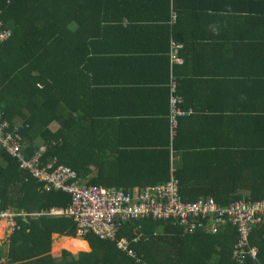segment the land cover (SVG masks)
Listing matches in <instances>:
<instances>
[{
  "label": "trees",
  "instance_id": "16d2710c",
  "mask_svg": "<svg viewBox=\"0 0 264 264\" xmlns=\"http://www.w3.org/2000/svg\"><path fill=\"white\" fill-rule=\"evenodd\" d=\"M122 3L0 0V18L12 32L0 46V111L11 123L22 125L23 158H31L46 145L42 160L57 158L59 165L70 168L89 185L126 190L163 184L174 167L185 201L212 197L219 205L227 206L239 200H264V117L227 130L224 137L230 142H225L226 148H219L217 130L222 129V122L196 119L197 111L184 101L179 84L176 95L183 100L180 107L192 111V115L180 119L173 139L166 128L161 149L144 151L143 160L134 158L137 152L110 151L115 157L109 161L102 142L92 145L98 121L83 111L77 116V98L80 104L88 101L81 86L89 77L81 67L85 68L89 60L91 41L99 38L102 24L128 15ZM53 122L58 125L55 132L49 127ZM205 137L213 148L191 147L192 142ZM235 139L240 146L233 148ZM173 156L177 158L174 165L170 162ZM101 157L104 165H110L95 167L96 174L89 176L87 162ZM42 185L26 175L20 161L0 144V213L11 209L17 214H30L68 206L69 194L48 191ZM17 221L21 228L10 236L8 251L0 244V261L5 260V264H138L114 241L100 240L94 234L75 238L70 218L21 216ZM139 226L145 237L132 242L130 249L144 264H235L230 255L237 235L230 224L212 234L202 229L187 232L162 221L136 220L124 224L118 239L133 240L134 228ZM53 234L65 237L52 245ZM250 241L258 247V260L264 264V225L254 229ZM51 245L54 253L67 251L62 250L60 258L55 259ZM70 252L79 253L73 256Z\"/></svg>",
  "mask_w": 264,
  "mask_h": 264
},
{
  "label": "crops",
  "instance_id": "0c3cea01",
  "mask_svg": "<svg viewBox=\"0 0 264 264\" xmlns=\"http://www.w3.org/2000/svg\"><path fill=\"white\" fill-rule=\"evenodd\" d=\"M122 2L128 15L102 24L99 38L91 41L89 60L81 67L89 77L81 86L88 101L80 104L77 98V116L83 111L98 121L92 145L102 142L109 161L115 157L110 151L137 152L134 158L143 160L144 151L164 146L171 77L196 109V119L222 122L219 148L230 142L227 130L264 117V0ZM174 44L180 45L176 54ZM49 127L58 129L56 122ZM233 142V148L240 146ZM192 145L213 148L207 137ZM104 161L89 160V176L95 167L110 165Z\"/></svg>",
  "mask_w": 264,
  "mask_h": 264
},
{
  "label": "built area",
  "instance_id": "2783aa9c",
  "mask_svg": "<svg viewBox=\"0 0 264 264\" xmlns=\"http://www.w3.org/2000/svg\"><path fill=\"white\" fill-rule=\"evenodd\" d=\"M176 19V14L171 16ZM12 32L0 18V46L9 40ZM179 44H174V53ZM175 61L179 59L171 56ZM168 100V132L173 139L178 132L181 118L192 115V111H183V100L176 95L177 81L169 79ZM21 126L5 119L0 111V144L7 154L20 161V169L30 177L42 182L45 190H58L70 195V203L66 208H51L48 212L20 213L11 209L0 213V221H4L9 234L20 229L17 217L40 216L66 217L73 220L74 236L85 238L94 234L100 240H110L117 243L119 250L138 264H144L136 253L130 249L132 242L145 237L141 227L134 228L133 240L127 237L118 239L124 224L136 220H154L182 227L187 232L202 229L215 234L227 224L236 230V240L231 249V261L235 264H263L258 260V247L251 243L254 229L264 225V200L235 201L227 206H221L212 197L201 198L195 202L183 200L180 194V182L176 178L175 168H170L169 179L163 184L136 187L133 190L124 188L89 185L78 178L70 168L59 165L57 158L42 160L46 145L42 146L31 158H23L24 139ZM173 163V157H170ZM5 260L0 264H5Z\"/></svg>",
  "mask_w": 264,
  "mask_h": 264
},
{
  "label": "rangeland",
  "instance_id": "374dc122",
  "mask_svg": "<svg viewBox=\"0 0 264 264\" xmlns=\"http://www.w3.org/2000/svg\"><path fill=\"white\" fill-rule=\"evenodd\" d=\"M18 222V221H17ZM0 223H2V227H3V234H4V236H1L0 237V242L2 241H5V240H8V243H9V238H10V236L13 234H9V230L6 228V224H5V222L4 221H0ZM2 235V234H1ZM63 237H65V236H59V237H56V235L54 236V237H52V238H54V241L52 242V245H54L55 244V242L56 241H59L61 238H63ZM87 243V242H86ZM52 245H51V255L55 258V259H58V258H60V256H61V251L62 250H66V249H60L59 251H57V252H53L52 251ZM87 245H88V243H87ZM8 246H9V244H7V245H5L4 244V247H3V250L5 251V252H7L8 251ZM88 248H89V250H90V247H89V245H88ZM67 251V250H66ZM69 252V251H68ZM81 252H88V251H81ZM71 253V252H70ZM78 253L79 252H77V253H74V255H73V253H71V255H73V256H77L78 255Z\"/></svg>",
  "mask_w": 264,
  "mask_h": 264
},
{
  "label": "clouds",
  "instance_id": "9594fccd",
  "mask_svg": "<svg viewBox=\"0 0 264 264\" xmlns=\"http://www.w3.org/2000/svg\"><path fill=\"white\" fill-rule=\"evenodd\" d=\"M54 235V234H53ZM52 235V236H53ZM57 237H59L58 235H57ZM68 238H73V237H68ZM75 238H77L76 236H75ZM53 239V238H52ZM81 239H84V238H81ZM54 240V239H53ZM90 251V250H89ZM53 257V256H52Z\"/></svg>",
  "mask_w": 264,
  "mask_h": 264
},
{
  "label": "water",
  "instance_id": "95a60500",
  "mask_svg": "<svg viewBox=\"0 0 264 264\" xmlns=\"http://www.w3.org/2000/svg\"><path fill=\"white\" fill-rule=\"evenodd\" d=\"M52 237H54V236H52ZM56 237H57V235H56ZM54 239V238H53Z\"/></svg>",
  "mask_w": 264,
  "mask_h": 264
}]
</instances>
